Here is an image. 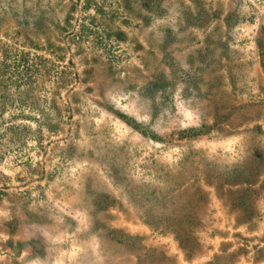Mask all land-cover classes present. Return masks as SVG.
<instances>
[{"label":"rangeland","instance_id":"rangeland-1","mask_svg":"<svg viewBox=\"0 0 264 264\" xmlns=\"http://www.w3.org/2000/svg\"><path fill=\"white\" fill-rule=\"evenodd\" d=\"M0 264H264V0H0Z\"/></svg>","mask_w":264,"mask_h":264},{"label":"crops","instance_id":"crops-1","mask_svg":"<svg viewBox=\"0 0 264 264\" xmlns=\"http://www.w3.org/2000/svg\"><path fill=\"white\" fill-rule=\"evenodd\" d=\"M49 251H50V250H46V252H44V253H47V254H45V255H43V256H40L39 260L42 261V263L48 261L49 257H48L47 255L49 254ZM49 256H50V255H49Z\"/></svg>","mask_w":264,"mask_h":264}]
</instances>
